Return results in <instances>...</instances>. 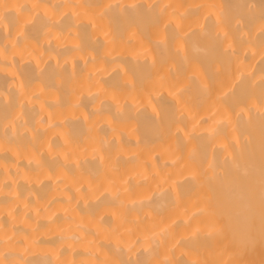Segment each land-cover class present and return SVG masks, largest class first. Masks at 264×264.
<instances>
[{
    "label": "bare ground",
    "instance_id": "bare-ground-1",
    "mask_svg": "<svg viewBox=\"0 0 264 264\" xmlns=\"http://www.w3.org/2000/svg\"><path fill=\"white\" fill-rule=\"evenodd\" d=\"M0 264H264V0H0Z\"/></svg>",
    "mask_w": 264,
    "mask_h": 264
}]
</instances>
